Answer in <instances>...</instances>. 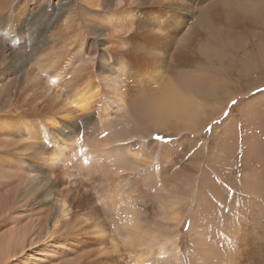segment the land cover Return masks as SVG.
<instances>
[{
	"label": "bare ground",
	"instance_id": "bare-ground-1",
	"mask_svg": "<svg viewBox=\"0 0 264 264\" xmlns=\"http://www.w3.org/2000/svg\"><path fill=\"white\" fill-rule=\"evenodd\" d=\"M246 1L82 0V9L95 14L90 31L73 0H56L57 20L42 2L25 1L29 44L0 69V95L14 111L0 124L8 121L4 126L25 136L13 143V154L27 155L36 171L27 187L52 207L48 240L70 222L67 235H93L97 246L82 264H127L148 254L154 264H185L179 242L185 211L178 196L193 193L191 218L199 211L206 224L198 229L191 221L192 264H264L260 238L251 234L236 246L226 238L236 236L223 214L219 219L199 200L203 130L215 125L236 94L219 49L238 50L239 25L251 9L264 11ZM23 12H13L14 23L20 25ZM233 122L231 114L221 130L222 152L234 148ZM156 132L179 138L164 144V137L153 140ZM149 184L159 192L134 195ZM87 185L101 205L73 213L69 199H81ZM102 211L114 221L112 233L100 222Z\"/></svg>",
	"mask_w": 264,
	"mask_h": 264
},
{
	"label": "rangeland",
	"instance_id": "rangeland-1",
	"mask_svg": "<svg viewBox=\"0 0 264 264\" xmlns=\"http://www.w3.org/2000/svg\"><path fill=\"white\" fill-rule=\"evenodd\" d=\"M25 1L27 0H0V58L3 56L6 60L1 62L2 65L0 63V69L5 63L9 65L14 62L18 53L25 52L29 44L24 26L26 20L23 12L26 7ZM37 1L36 3L42 2V9L46 7L44 10L53 14L54 20L58 19L55 10L58 8L56 0ZM255 1L261 8L264 7V0ZM246 2L249 3L248 0ZM73 3L79 15L84 14H82L84 27L90 31V27L93 26L91 23L95 16L94 12L87 11L86 13L82 9V0H73ZM239 7L244 10L243 1L240 2ZM19 8L23 12L20 25L14 23L13 20V12ZM37 10L36 5L35 11ZM14 28L15 30H13ZM237 31L238 50L228 53L226 48H220L219 54L226 69L232 66V69L228 68L224 74L227 77L234 75L233 79L236 83L234 100L239 103L235 106L231 103L228 110L223 112L222 117L217 120L215 125L211 124L203 130L207 154L199 177V190L201 191L199 200L203 209L213 210L214 215L219 219H221L219 216L223 214L222 218L231 228V234L234 233L236 236L233 238L228 235L226 238L232 243L235 242L236 246V243L241 242L242 244L243 241L248 240V236L251 234L260 238L264 245V92L258 91L264 89V11L258 12L251 9L248 13V19L245 18ZM225 68L223 67V69ZM226 93L224 88L222 95L225 96ZM10 101L7 96L0 95V117L2 119L13 118L14 111L10 108ZM225 112H230V115L234 116L233 123L235 124L233 126L235 125L237 128L234 126L235 131L230 136V139L235 142H233L235 149L222 152V141L219 137L228 120L225 118ZM6 124H0V264L84 263L86 261L84 256L97 247L95 244H91L94 241V236L80 232L72 236L67 235L66 233L71 229L69 222L57 232L52 240H48L47 230L52 219V207L48 203H40L39 197L29 190V186L27 187L29 185L27 181L34 176L36 171L33 170L27 155L13 154L15 148L13 143H22L25 136L20 131L18 133L16 128L14 131H10V128L4 126ZM224 129L223 131H225ZM18 134L22 135L20 139ZM16 135L17 137H15ZM158 135L164 137V144L173 143L179 138L176 133L167 136L165 133L156 132L153 140H156ZM174 147L181 148L179 144L174 145ZM229 178L232 179L229 180ZM234 183L237 185H232ZM143 187H145L143 190L134 193L136 197L159 192V188L151 184L140 186V188ZM84 188V191L79 192L81 199L74 200L73 196L69 199L73 213L80 209L85 212V209L91 208V203L93 206L97 204V208L101 205L95 191L92 192V186L88 187L87 185ZM195 199L193 193L178 196V203L185 211V221L180 227L182 237L180 238L181 241L179 240L180 248L184 250L186 255L185 264H192V258L188 254L193 246L189 234L191 221L194 222V226L198 225V229L206 224L202 218V213L199 211H194L196 217L191 218ZM208 199L213 204L210 203L212 206L204 203ZM101 214L104 218H100L101 224H107H102L103 227H106V233H112L114 221H110L103 211ZM149 214L150 212L145 215ZM93 215L92 213L89 217L91 218ZM85 219H87L86 216ZM109 243L108 246H110ZM177 244L179 245V243ZM147 250L143 249L139 252ZM130 260L131 258L127 264H154L152 256L149 254L139 262H131ZM95 264H98V259L95 260Z\"/></svg>",
	"mask_w": 264,
	"mask_h": 264
},
{
	"label": "snow or ice",
	"instance_id": "snow-or-ice-1",
	"mask_svg": "<svg viewBox=\"0 0 264 264\" xmlns=\"http://www.w3.org/2000/svg\"><path fill=\"white\" fill-rule=\"evenodd\" d=\"M258 91H262V92H264V89H260V90H258ZM238 103H239L238 101H235V100L232 101V105H233V106L237 105ZM224 115H225V118L227 119V118L230 116V112H225ZM103 135H104V136H107L108 133L105 131V132L103 133ZM161 139H163L162 136H159V135H158V136L156 137V140H161Z\"/></svg>",
	"mask_w": 264,
	"mask_h": 264
}]
</instances>
